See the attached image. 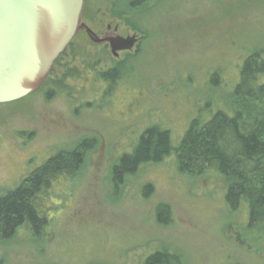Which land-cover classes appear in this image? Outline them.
Returning <instances> with one entry per match:
<instances>
[{
	"label": "rangeland",
	"instance_id": "obj_1",
	"mask_svg": "<svg viewBox=\"0 0 264 264\" xmlns=\"http://www.w3.org/2000/svg\"><path fill=\"white\" fill-rule=\"evenodd\" d=\"M83 22L94 33L117 27L147 38L115 58L83 31L66 51L67 61L88 60L100 72L120 68L111 91L98 77L59 90L54 73L36 93L0 105V197L57 153L94 142L73 179L42 201L48 224L39 235L27 224L11 239L0 235V264H144L158 250L184 264H264L263 241L245 229L246 207L229 211L215 172L182 173L172 153L118 188L112 177L147 129L168 130L178 148L194 120L232 114L245 60L264 57V0L162 1L136 20L140 32L107 0H86ZM160 204L170 207L167 225L158 222Z\"/></svg>",
	"mask_w": 264,
	"mask_h": 264
},
{
	"label": "trees",
	"instance_id": "obj_2",
	"mask_svg": "<svg viewBox=\"0 0 264 264\" xmlns=\"http://www.w3.org/2000/svg\"><path fill=\"white\" fill-rule=\"evenodd\" d=\"M107 1L117 18L140 32L142 28L136 20L153 11L157 3L167 0ZM261 55L252 54L244 62L240 81L231 95L232 114L219 111L208 122L202 123L199 118L194 120L178 148L172 146L168 130L147 129L131 152L124 154L114 166V186L120 187L143 166L160 163L175 153L182 173L199 176L215 172L225 181V201L229 211L246 207L245 229L258 234L264 249V57ZM72 60L67 61L66 52L55 63L51 75L60 74L54 82L59 90L65 89L67 80L93 83L98 77L106 83L108 92L123 78V71L118 67L100 72L97 65L88 60L78 64L74 58ZM214 78L219 80L218 74ZM93 145L92 141H84L72 151L57 153L23 180L17 189L0 197V235L11 239L25 224L39 235L40 229L48 224L46 209L41 208L42 201L50 197L56 185L73 179L71 172H79L86 149ZM146 188L152 191L151 185ZM163 214L171 216L166 204L157 206V217L159 223L167 225L171 219L163 220ZM144 264L184 263L178 255L158 250L147 256Z\"/></svg>",
	"mask_w": 264,
	"mask_h": 264
},
{
	"label": "water",
	"instance_id": "obj_3",
	"mask_svg": "<svg viewBox=\"0 0 264 264\" xmlns=\"http://www.w3.org/2000/svg\"><path fill=\"white\" fill-rule=\"evenodd\" d=\"M86 0H0V105L23 100L49 79L79 33L111 54L132 53L145 37L118 28L94 33L83 22Z\"/></svg>",
	"mask_w": 264,
	"mask_h": 264
},
{
	"label": "flooded vegetation",
	"instance_id": "obj_4",
	"mask_svg": "<svg viewBox=\"0 0 264 264\" xmlns=\"http://www.w3.org/2000/svg\"><path fill=\"white\" fill-rule=\"evenodd\" d=\"M138 34H139V33H138ZM141 36H144V37H145V39L147 38V36H146V35H141ZM145 39H144V40H145ZM144 40H143V41H144ZM143 41H142V42H143ZM27 177H28V176H27ZM27 177H25V178H24V180H25ZM21 183H22V182H21ZM19 186H20V185H19ZM19 186H18V187H19ZM18 187H17V188H18ZM13 191H14V190H13ZM11 192H12V191H11ZM9 193H10V192H9Z\"/></svg>",
	"mask_w": 264,
	"mask_h": 264
}]
</instances>
